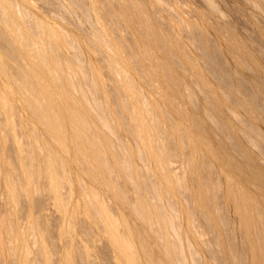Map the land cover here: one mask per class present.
<instances>
[{
	"label": "bare ground",
	"instance_id": "bare-ground-1",
	"mask_svg": "<svg viewBox=\"0 0 264 264\" xmlns=\"http://www.w3.org/2000/svg\"><path fill=\"white\" fill-rule=\"evenodd\" d=\"M120 1L115 9L106 0H62L61 8L84 9V16L92 21L86 35L77 26L61 29L27 6L0 0V145L7 138L16 144L13 155L5 148L0 151L2 183L16 200L20 188L32 189V177L45 176L64 207L63 188L68 182L75 184L72 194L79 186L87 189L75 182L79 179L103 185H110L111 176L131 181L142 193L132 201L134 213L164 242L162 248L142 242L137 252L134 232L133 242L120 243L113 228L110 241L118 264H185L182 255L193 254L197 242L181 247L178 228L182 223L190 228L192 239L198 207H207L200 219L206 227L218 210L233 213L240 230L260 231L264 243V107L244 96L236 82L238 71L254 67L253 71L264 73L263 61L244 39L231 35V27L229 31L211 23L207 11L195 10L191 24L195 33L186 39L174 30L180 25L173 17L167 16V31L158 28L163 10L144 17L149 0ZM250 1L264 15V0ZM32 15L36 19L30 22ZM208 25L216 43L201 32ZM193 43L200 55L192 49ZM217 46L224 47L227 62L236 65L233 76L210 56ZM99 56L107 62L111 86L105 85ZM209 62L217 69H211ZM172 63L194 75L195 85L181 81L177 69L166 68ZM197 87L204 91L200 115L187 111V106L181 109ZM29 136L34 139L31 144L24 141ZM178 157L198 175L196 183L176 177L171 162ZM82 163L88 165L87 172ZM69 172L73 178L66 177ZM148 178L153 181L147 182ZM190 188L197 210L179 212L166 196ZM207 188L223 191L222 208L213 196L206 204ZM120 200H125L122 194ZM81 206L89 214L95 207L105 212L98 197L84 200ZM77 208L73 206V214ZM108 219L106 224L113 223ZM4 224L1 217L0 225ZM7 231L9 237L0 236V264H98L92 259V246L74 237L51 241L43 235L31 238L21 231ZM173 233L177 242L169 240ZM216 241L217 246L224 244L234 264H264L257 248L245 252L234 242V232L226 241ZM81 250L84 256L79 258ZM166 255L172 256L168 263Z\"/></svg>",
	"mask_w": 264,
	"mask_h": 264
},
{
	"label": "rangeland",
	"instance_id": "rangeland-1",
	"mask_svg": "<svg viewBox=\"0 0 264 264\" xmlns=\"http://www.w3.org/2000/svg\"><path fill=\"white\" fill-rule=\"evenodd\" d=\"M12 4H19L33 9L41 18L48 19L55 23L59 28L79 27L80 31L88 34L91 26L83 12L84 9L80 5H75L72 10L61 8L62 0H9ZM85 0H76V2L83 3ZM111 3L115 9L120 8V0H106ZM131 2L140 3L143 0H130ZM150 6L143 8V15L148 19L154 11L163 10V16L159 17L157 22L158 28L167 31L170 27L167 21L168 17H173L179 22L180 27L174 29L179 32L181 38H191L194 35V30L191 26L196 19L195 10L207 11L211 14V23L220 24L227 28L231 27V35L244 39L250 44L260 60L264 63V15L260 10V6L254 7L250 0H149ZM24 2H27L26 4ZM143 4V3H141ZM145 5V4H144ZM151 8V9H149ZM212 10V11H209ZM215 12H214V11ZM152 11V12H151ZM197 11V12H198ZM30 22L36 18L34 15L30 16ZM198 19V15H197ZM209 22V23H210ZM211 26H203L201 28L202 34L206 35L209 42L216 43V36L211 31ZM153 30V27L149 28ZM178 30V31H177ZM78 33V32H77ZM80 35V33H79ZM194 52L198 55L201 51L193 43ZM61 53H64L61 50ZM213 56L219 66L228 70L233 76L236 73V65L227 62L226 51L224 47L217 46L209 52ZM101 68L105 71V85L111 86L113 84V77L108 72L107 62L99 56ZM215 63V62H214ZM83 64L87 66V60L84 59ZM177 69L181 81H188V84L195 85L196 77L192 74L184 73L175 63L166 65V68ZM211 69H217L209 62ZM215 67V68H214ZM254 67L249 70L238 71L236 73V82L244 92L243 95L255 99L258 108L264 107V73L257 70L253 71ZM177 73V74H178ZM203 90L200 87L195 89L194 97L190 100H185L181 109L187 106V111L195 112L200 115L201 97ZM182 101V100H181ZM151 108V106H146ZM261 109V108H260ZM190 115V114H189ZM191 116V115H190ZM124 133V132H118ZM113 137H117L112 134ZM7 142L0 145V151L5 148L8 153L14 154L16 147L12 139L7 138ZM24 141L31 144L33 137H26ZM235 150H238L236 144H233ZM183 158H174L171 162V168L177 172L176 177L179 176L184 182L196 183L198 175L186 169L183 163ZM83 164V168L88 171V165ZM4 167V163L0 161V169ZM20 168V167H19ZM164 166L161 164L160 169ZM159 169V168H158ZM22 177V176H21ZM67 178H73L71 172L66 174ZM20 179H23L20 178ZM22 181L25 182L23 179ZM32 189L24 187L17 191L16 200L12 199L5 185L0 179V218L5 220V224L0 225V236L9 237L11 233L19 232L25 233L28 237H40L56 241L64 237H74L78 241H84L86 245H91L93 249V261L98 264H118L114 258V252L111 245L110 231L116 228L119 235V242L125 243L127 240L133 242L131 231L134 232V250L141 249L142 242L150 244H158L160 248L163 247L164 240H159L154 228L142 217L134 213L135 206L132 201L138 200L142 193H139L138 188L131 181L126 180L121 176H111L110 185L99 184L94 181L93 184H86L87 181L81 179L75 180L79 185H85L87 189L77 188L75 193L71 194L72 188L75 184L68 182L63 188L65 194L66 206L62 207L54 193L49 189L50 182L45 176L41 178L32 177ZM147 182H152V178H148ZM120 194L125 197L124 201L120 200ZM193 189H184L182 191H175L169 193L166 197L173 203V205L182 210H189L194 207L193 203ZM211 196L215 198L217 204L222 208L225 204L223 191L214 192L207 188V202L211 204ZM98 197L104 205L105 212L99 210L97 207L89 214L84 207L81 206L84 200H90ZM137 204V203H136ZM73 206H77L76 214H73ZM207 207H198L199 216L193 226V237L190 234V228H187L183 223L179 226L178 231L180 237L183 238V246L186 248L190 241L197 242L194 246L193 254L190 251H185L182 258L185 259V264H234L230 255L224 247V244L217 246L216 240L226 241L228 234L234 232V242L239 244L243 251H250L251 248L258 249L260 257H264V243L261 241L260 231L248 233L239 229L236 217L233 213H223L220 210L215 214L214 221L208 227L202 224V214ZM108 220H113V223L106 224V217ZM264 222V218L261 219ZM217 226L221 229L217 230ZM159 229L160 226H155ZM6 228V229H5ZM138 240V241H137ZM170 241L178 240V235L173 233L170 235ZM139 242V243H138ZM177 242V241H176ZM203 242H207L203 243ZM256 252V251H255ZM257 256V252L255 254ZM77 256L82 258L84 256L81 250ZM172 258L171 255L165 256V262L168 263ZM138 262H142V258L138 257Z\"/></svg>",
	"mask_w": 264,
	"mask_h": 264
}]
</instances>
